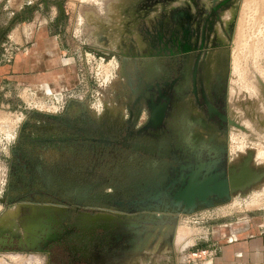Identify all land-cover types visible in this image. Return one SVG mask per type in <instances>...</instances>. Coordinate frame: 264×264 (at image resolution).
<instances>
[{"label": "rangeland", "instance_id": "374dc122", "mask_svg": "<svg viewBox=\"0 0 264 264\" xmlns=\"http://www.w3.org/2000/svg\"><path fill=\"white\" fill-rule=\"evenodd\" d=\"M7 1L0 3V33L4 35L0 37V65L11 62L9 52L12 50V56L17 46L14 41L20 42L21 28L29 27L33 34L35 28L47 25L48 32L59 34L57 51L64 50L62 57L70 58L75 76L68 86L55 82L51 89L46 84L17 83L12 78L0 84V218L13 211L38 218L23 230L21 239L2 240L0 234V264H209L208 250L202 251L221 234L212 232V226L264 219V0L254 2L258 16L242 6L245 0H27L21 14L10 9ZM212 31L216 32L209 39L211 43H226V48H220L230 65L228 110L243 126H230V150L246 153L248 167L255 175L230 202L196 213L103 209L77 214L43 208L42 213L33 205L3 202L8 189L13 193L12 152L19 150L28 159L36 154L47 156L44 138L60 136L62 127H67L48 126L47 114L64 119L62 108L69 105V112L75 113L78 103L100 112L104 101L111 103L110 91L116 90V107L123 109L128 91L126 60L141 61L134 58L176 48L183 51L195 34L201 42L206 32L211 35ZM240 34L245 37L237 45ZM25 39L23 45L28 47L31 35ZM39 43L34 42L35 48ZM102 92L105 97L99 96ZM42 216L51 218L52 223L32 243L30 232L37 231ZM62 222L66 223L64 228ZM46 230L56 237L62 235L52 250L65 255L51 256L36 248ZM221 237L234 239L232 235Z\"/></svg>", "mask_w": 264, "mask_h": 264}, {"label": "flooded vegetation", "instance_id": "af4514ba", "mask_svg": "<svg viewBox=\"0 0 264 264\" xmlns=\"http://www.w3.org/2000/svg\"><path fill=\"white\" fill-rule=\"evenodd\" d=\"M216 31L206 32L201 42L195 34L183 51L126 60L123 109L116 107V90L109 93L110 104L102 101L100 112L78 103L75 113L69 105L62 108L64 119L47 114L48 126L67 127L60 136L44 138L47 156L28 159L19 150L12 152L13 193L8 189L3 202L72 214L196 212L230 202L242 187L231 191L230 178L234 183L244 171L249 184L255 175L249 156L230 150V126H243L229 114L230 65L220 48L226 43L209 41ZM46 232L36 248L65 255L52 250L62 235L47 232L44 244Z\"/></svg>", "mask_w": 264, "mask_h": 264}, {"label": "crops", "instance_id": "0c3cea01", "mask_svg": "<svg viewBox=\"0 0 264 264\" xmlns=\"http://www.w3.org/2000/svg\"><path fill=\"white\" fill-rule=\"evenodd\" d=\"M8 1L9 7L11 6L10 9L19 11L20 14L22 13L20 9L28 3L27 0ZM11 1L13 2L12 5L10 4ZM1 2L2 0H0ZM27 34L31 35V42L28 47H24L23 42H26L25 36ZM3 36V33H0V37ZM19 36L20 42L14 41L19 47H13L15 50H13L12 56V50L10 52L5 50V53L9 52L11 62L0 65V84L12 78L17 83L46 84L51 89L50 84L55 82L67 83L74 78V68L68 61L70 58L62 57L65 55L64 50H59L60 53L57 51L59 49L58 33L48 32L47 25H44V27L35 28L33 34L31 28H21ZM34 42H40V46L35 48ZM144 58V56H140L134 59ZM126 59L128 58L126 57ZM55 69L58 71L55 72ZM233 222L236 223L237 221ZM233 222L225 221L216 227L212 226V232L218 231L221 234L217 236L219 240L217 237L215 238L217 239L216 243L212 241L211 245H207L208 248L205 249L209 252V264H264V219L254 218L238 221L237 226L231 225ZM210 235L214 238L215 234L211 233ZM230 235L233 236V240L226 241L221 237H229Z\"/></svg>", "mask_w": 264, "mask_h": 264}, {"label": "bare ground", "instance_id": "6f19581e", "mask_svg": "<svg viewBox=\"0 0 264 264\" xmlns=\"http://www.w3.org/2000/svg\"><path fill=\"white\" fill-rule=\"evenodd\" d=\"M255 1H257V0H245L243 2L242 6L248 7L249 9H252L254 14H255L256 11L258 10V7L254 6ZM246 10H247V8H246ZM255 16H258V13L255 14ZM258 19L256 18V20H258ZM257 22H259V21H257ZM242 37H245V36H243V34H240L239 38L237 39L239 42V43L238 42L236 43L237 45H239L242 42ZM261 85L264 87L263 83H261ZM18 210H19V208H18ZM20 212L13 211V212L4 213L3 217L0 218V231H2L3 233H8L10 236H14V237L16 236L19 239H21V237L23 235V230L25 228L31 227V224L37 223L38 218H36V216L32 217L33 215L32 216L26 215V214H22ZM31 214H33V213H31ZM29 223H30V225H28Z\"/></svg>", "mask_w": 264, "mask_h": 264}, {"label": "water", "instance_id": "95a60500", "mask_svg": "<svg viewBox=\"0 0 264 264\" xmlns=\"http://www.w3.org/2000/svg\"><path fill=\"white\" fill-rule=\"evenodd\" d=\"M61 9H62V7H60ZM245 175V172L244 171H242L241 173H239L234 179V183H233V181H232V179L230 178V190L231 191H233V190H235V189H237L239 186L241 187H244L245 185H247L248 183H247V181H246V183H245V180H244V176ZM188 191H189V189H188ZM189 194V196H190V193H188ZM188 194H187V196H188ZM227 194V193H226ZM41 210V212L43 213V210L42 209H40ZM44 215V214H43ZM53 221V220H52ZM51 218H48V217H44L43 218V216H42V223L39 225V227H37L36 229H37V231H29L30 232V239H31V242L32 243H34V242H36V239H38V237H40V236H37L38 234H40L39 232H41V231H45L44 230V228L46 227H50V225H51ZM39 229V230H38ZM48 232V231H47ZM46 232V233H47ZM1 235H2V237H1V239L2 240H5V237H9L10 239H12L14 236H10L8 233H0ZM43 234H44V232H43ZM42 238H43V235L41 236ZM47 240H48V233L47 234H45V236H44V244H46L47 243Z\"/></svg>", "mask_w": 264, "mask_h": 264}, {"label": "built area", "instance_id": "2783aa9c", "mask_svg": "<svg viewBox=\"0 0 264 264\" xmlns=\"http://www.w3.org/2000/svg\"><path fill=\"white\" fill-rule=\"evenodd\" d=\"M202 252L204 253V252H206V250L204 249Z\"/></svg>", "mask_w": 264, "mask_h": 264}]
</instances>
